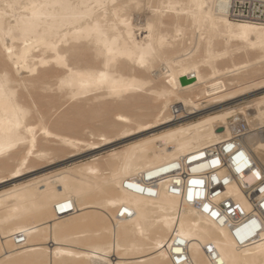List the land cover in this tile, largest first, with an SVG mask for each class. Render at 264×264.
<instances>
[{"label": "bare ground", "instance_id": "obj_1", "mask_svg": "<svg viewBox=\"0 0 264 264\" xmlns=\"http://www.w3.org/2000/svg\"><path fill=\"white\" fill-rule=\"evenodd\" d=\"M230 2L0 0V264H264V23Z\"/></svg>", "mask_w": 264, "mask_h": 264}, {"label": "built area", "instance_id": "obj_2", "mask_svg": "<svg viewBox=\"0 0 264 264\" xmlns=\"http://www.w3.org/2000/svg\"><path fill=\"white\" fill-rule=\"evenodd\" d=\"M229 10L231 18L235 20H240V19H253L254 21L258 23H264V0H231L229 4ZM233 130L235 131L234 133V139L232 140L233 142V147L232 149L237 150V153L234 157H232V164L231 169L238 165L240 161L247 162V166L245 167V170H248L252 167L257 166V161L255 160L254 157L255 154L253 151L250 150V148H247L243 136L247 132V123L244 120H239L234 124ZM244 149H248V152H244ZM214 154H217V152H212L209 153V156H212ZM231 159V158H230ZM257 159V158H256ZM224 162L226 163L227 160L224 159ZM220 165V162L219 164ZM217 165V166H218ZM240 165V164H239ZM229 170L227 176L230 178H234L235 176L238 175L236 171ZM234 177H233V176ZM258 184H261L264 186V175L263 178L259 180ZM219 186V182H214V187ZM247 190V188H244ZM260 192L261 199L264 198V193L261 191V188L257 189ZM257 190H253L252 193H256ZM205 198V197H204ZM260 199H258L259 203ZM257 202V200H256ZM263 206L262 204H260ZM221 207H229V202H221ZM234 215V214H233ZM262 228H258L257 232L260 231ZM17 242H23L24 241V235L18 236L16 239Z\"/></svg>", "mask_w": 264, "mask_h": 264}, {"label": "rangeland", "instance_id": "obj_3", "mask_svg": "<svg viewBox=\"0 0 264 264\" xmlns=\"http://www.w3.org/2000/svg\"><path fill=\"white\" fill-rule=\"evenodd\" d=\"M263 89V90H262ZM259 92H261V91H264V88H261L260 90H258ZM263 93V92H262ZM163 129V128H162ZM159 129L158 128H156V130H154L155 132H157ZM138 136V135H137ZM133 137H136V136H133ZM132 138V137H131ZM129 139V138H128ZM127 140V139H126ZM124 140H120V141H118V142H115L113 145H117V144H119V145H122V142H123ZM106 151H107V149H103L102 151H101V153H103V154H105L106 153ZM91 151H86V152H83V153H80V154H78V155H75V156H73V157H70V158H64V156L62 157H59V158H57V159H55L54 160V162L53 163H47V162H44L43 163V167L42 168H39L38 170H36L35 172H32V173H30V174H32V175H34V176H36V175H39V174H43V173H49L50 171H53V170H56V169H59V168H61V167H63V166H66V165H71V164H73V163H75V162H79V161H84L85 159H87V157L89 156V155H91ZM30 174H28V175H30ZM30 176H27V178H24V179H28ZM12 182H16V181H9V182H7L6 184H3V185H1L0 186V189H2V188H6V187H9V186H11V185H13V183ZM114 258V257H113Z\"/></svg>", "mask_w": 264, "mask_h": 264}, {"label": "water", "instance_id": "obj_4", "mask_svg": "<svg viewBox=\"0 0 264 264\" xmlns=\"http://www.w3.org/2000/svg\"><path fill=\"white\" fill-rule=\"evenodd\" d=\"M192 80L190 79V78H188V77H183V78H181V82L183 83V84H187V83H190Z\"/></svg>", "mask_w": 264, "mask_h": 264}]
</instances>
